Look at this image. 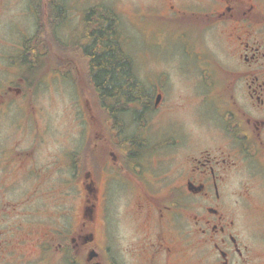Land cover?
<instances>
[{"label":"flooded vegetation","instance_id":"flooded-vegetation-1","mask_svg":"<svg viewBox=\"0 0 264 264\" xmlns=\"http://www.w3.org/2000/svg\"><path fill=\"white\" fill-rule=\"evenodd\" d=\"M130 5L129 16L142 25V58L158 67L136 75L117 15L112 36L132 73L117 79L135 82L119 99L104 92L101 101L97 91L94 56L104 44L92 30L99 5L81 10L66 39L56 33L59 53L52 50L49 17L41 59L25 45L33 34L12 38L0 53V264H257L264 258V0ZM64 14L57 30L67 9ZM52 73L73 84L85 124L84 140L56 160L74 187L65 183L56 192L49 154L45 162L36 155L40 130L32 100L35 82ZM188 110L206 125L203 144L185 127ZM14 113L17 121L2 124L3 114L10 120ZM149 156L159 158L153 168ZM162 163L172 175L167 187L157 185ZM120 238L126 247L116 250Z\"/></svg>","mask_w":264,"mask_h":264},{"label":"rangeland","instance_id":"rangeland-1","mask_svg":"<svg viewBox=\"0 0 264 264\" xmlns=\"http://www.w3.org/2000/svg\"><path fill=\"white\" fill-rule=\"evenodd\" d=\"M89 4L112 8L119 16L120 32H124V38L121 39L122 47L125 42L124 44L127 45V48L123 47V49H127L126 51L130 53L129 55L133 59L132 63L135 67L136 75L140 76L141 74H146L147 66H151L152 64V68L157 70L156 68L158 65L157 62H152L153 58H149L148 61L142 58V52L140 51V32L142 25L139 19L131 18V16H129L132 8L130 0H67L65 8L67 9L68 19L58 27V30H56L57 35L61 39H66L70 31L74 30L81 10L87 8ZM39 21L46 29L48 16L45 14V11L40 16ZM34 30V15L29 6V0H0V53L9 51L8 44L13 42L11 41L12 38H16V42L22 41L23 37L25 38L26 36L32 35ZM17 39L19 41H17ZM17 44L18 43H16V45ZM51 54L52 58L56 59V55L52 50ZM53 74L54 73L43 80L41 79L35 82L32 100L36 112L35 127L40 130L36 155L40 158L42 157L45 162V159L47 160L46 156L49 154V162H52L49 186L52 189V192H56V189L63 188L66 184V186L71 185L74 187L73 181L65 179V176L60 174L61 170L59 171L58 169L57 171V166L59 167V164L56 163V160L61 153L68 150H74L75 147H78V145L84 140L85 124L83 122L82 112L80 111L81 105L73 84L65 82ZM2 83L5 82L2 81ZM207 112L208 110H206V113ZM16 115L17 113H14V117L8 120V116L3 114L1 120L2 124L9 125L14 123L18 120ZM211 115H213V113H211ZM185 116L187 117L185 118V127L190 129L194 134V140H198V144H203V140L207 139L209 136L206 125L198 119L197 114L193 113L192 110H188ZM211 139L214 138L212 137ZM176 148L178 147H170L169 149L173 152ZM178 150L184 149L183 147H179ZM173 156L176 157V155ZM171 158L172 156H169L168 159L171 160ZM178 158L181 159V157ZM149 159L151 160L150 156ZM155 159L156 161L151 160V162H149L150 166L148 167L153 168L154 164L159 162L157 156ZM160 166L162 172L159 171V176L163 177V179L158 180L157 185L159 187H167L168 184H171L172 182V175L170 176L169 173L167 174L165 172V168L167 167L166 163H162ZM66 175L68 177L70 174L66 173ZM149 181H151L150 178H145L146 186H149ZM114 196H116L115 201L120 204L125 202L119 195L116 194ZM119 203H116L115 206ZM116 212L117 208H114L112 213ZM118 230L121 232L120 229ZM126 243V239L122 240L121 238L114 242L116 250H119L120 248L124 249ZM119 252H121V250ZM257 264H264V258H261Z\"/></svg>","mask_w":264,"mask_h":264},{"label":"trees","instance_id":"trees-1","mask_svg":"<svg viewBox=\"0 0 264 264\" xmlns=\"http://www.w3.org/2000/svg\"><path fill=\"white\" fill-rule=\"evenodd\" d=\"M67 0H29V6L33 10L36 16L35 30L30 39L25 43L26 47L32 48L36 59L43 57V42L46 38V31L42 23H40V16L45 11L50 18V38L52 50L59 53V39L56 35L57 25L65 16V3ZM46 6V8H45ZM64 8V10H63ZM91 10V9H90ZM99 15L98 25L96 30H92V34L97 36V41L100 44L114 43L113 47L102 46L98 49V54L94 56L96 60V73L100 77L98 80V92L101 101H106V96H103L104 92H113V98L119 99L117 94H125L127 96L128 90H134L133 81L122 82L117 79V75H128L129 64L131 60L128 56H123L122 51L117 45V40L112 35H118L117 22L118 17L112 8L106 6H98L97 10ZM91 12L87 15L89 18ZM111 21L113 26H111ZM89 27V25H88ZM53 70H58L57 66H52ZM51 69V70H52ZM132 74V73H131ZM129 84L131 86H129ZM128 85V88H127ZM123 86H125L123 88ZM109 96H107L108 98ZM112 98V97H110Z\"/></svg>","mask_w":264,"mask_h":264}]
</instances>
